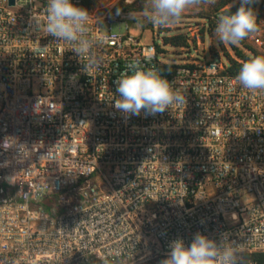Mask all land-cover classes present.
Wrapping results in <instances>:
<instances>
[{
    "label": "built area",
    "instance_id": "obj_1",
    "mask_svg": "<svg viewBox=\"0 0 264 264\" xmlns=\"http://www.w3.org/2000/svg\"><path fill=\"white\" fill-rule=\"evenodd\" d=\"M46 8L0 0V264H160L172 241L188 247L197 232L228 233L247 264H264V92L228 71L244 60L232 49L198 55L193 34L194 54L169 60L144 42L136 1L114 0L87 9L90 38L107 39L100 67L84 71L45 34ZM256 15L249 59L264 55V2ZM134 60L159 68L187 103L115 110Z\"/></svg>",
    "mask_w": 264,
    "mask_h": 264
},
{
    "label": "clouds",
    "instance_id": "obj_2",
    "mask_svg": "<svg viewBox=\"0 0 264 264\" xmlns=\"http://www.w3.org/2000/svg\"><path fill=\"white\" fill-rule=\"evenodd\" d=\"M216 0H145L139 10V18L161 27L171 26L182 20L189 9L214 4ZM259 0H239V8L230 14H221L215 28L217 38L227 44L237 45L259 30L257 15L252 5ZM121 10L117 9V13ZM131 19L137 17L130 13ZM91 14L72 0H47L45 34L63 40L70 45L84 66V71L100 67L101 57L97 41L89 36ZM149 61L151 57L147 58ZM238 83L252 93L264 92V55H256L244 62L236 76ZM118 98L113 107L126 118L139 116L141 111L148 115L164 113L175 105L186 104V95L173 87L164 78L159 68L142 65L139 60L130 62L127 70L116 81ZM139 239V237H137ZM245 249L241 243L222 233L213 239L197 232L190 246L182 239L169 244V252L160 264H247Z\"/></svg>",
    "mask_w": 264,
    "mask_h": 264
},
{
    "label": "rangeland",
    "instance_id": "obj_3",
    "mask_svg": "<svg viewBox=\"0 0 264 264\" xmlns=\"http://www.w3.org/2000/svg\"><path fill=\"white\" fill-rule=\"evenodd\" d=\"M114 0H101L99 5H104L112 2ZM136 5L138 9H141L143 7V3L145 0H135ZM227 0H216L214 4L209 5H203L198 8L189 9L185 12L184 16L182 17V20L174 25L161 27L159 25H147L145 24L143 27V34L144 36L143 40L146 43H155L156 45L164 47V50L166 52V58L172 61H181L183 60V52H188V54H194V52L190 48L186 47H176L171 45H166L163 43L164 37L171 38V37H178L183 36L186 39V35L193 34V36H190V41L194 48L197 50L198 55H204L208 57V51L212 52L214 49H217L221 52H230L232 49L233 52L234 48H237L243 51V47L240 44L237 45H231L227 43L221 42L216 34H215V28L217 25V21L219 16L222 14V11L225 8H228L232 5H234L238 0H231V2L225 7L220 8L223 2H226ZM262 3L264 0H260ZM259 1V2H260ZM209 23H212V27L209 26ZM127 26L130 29L131 33H137L138 28L134 25H132L131 21L127 22ZM124 26L122 27H113V31H124ZM200 39V46L196 45L197 37ZM245 44H247L245 40ZM181 48H184L183 50ZM221 49V50H220ZM245 55V54H244ZM178 56V57H176ZM223 63H227L225 58H222Z\"/></svg>",
    "mask_w": 264,
    "mask_h": 264
},
{
    "label": "trees",
    "instance_id": "obj_4",
    "mask_svg": "<svg viewBox=\"0 0 264 264\" xmlns=\"http://www.w3.org/2000/svg\"><path fill=\"white\" fill-rule=\"evenodd\" d=\"M81 1H82V5L84 7H86L87 9H92V8H96L97 6H99L101 0H81ZM230 2H231V0H227L226 2H223L222 5L220 6V8H225ZM258 4H259V2L254 4V5H252L254 7L255 11L257 10ZM239 6L240 5H239V0H238L234 5H232V6L228 7V8H225L222 11V14H230L231 12H235L239 8ZM209 26L212 27L213 26L212 23H209ZM245 40H243L239 44L242 45V47L244 49L252 50L249 46H247L245 44ZM163 43L166 44V45L168 44V45L176 46V47H186V46H188L187 42H186V39L183 36L171 37V38L164 37ZM157 49H158V51H160V48H157ZM234 51H235L236 56H238L239 58L244 60L243 62H246L249 59L246 55H244L242 53L241 50H239L237 48H234ZM241 66H242V64H238V63H236L234 61H231V66H230L228 71L231 74H237L239 72Z\"/></svg>",
    "mask_w": 264,
    "mask_h": 264
},
{
    "label": "water",
    "instance_id": "obj_5",
    "mask_svg": "<svg viewBox=\"0 0 264 264\" xmlns=\"http://www.w3.org/2000/svg\"><path fill=\"white\" fill-rule=\"evenodd\" d=\"M10 2L12 3V0H10Z\"/></svg>",
    "mask_w": 264,
    "mask_h": 264
}]
</instances>
